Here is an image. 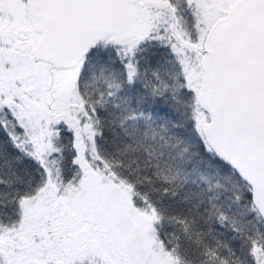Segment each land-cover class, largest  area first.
Instances as JSON below:
<instances>
[{"label":"snow or ice","instance_id":"1","mask_svg":"<svg viewBox=\"0 0 264 264\" xmlns=\"http://www.w3.org/2000/svg\"><path fill=\"white\" fill-rule=\"evenodd\" d=\"M0 264H264V0H0Z\"/></svg>","mask_w":264,"mask_h":264}]
</instances>
